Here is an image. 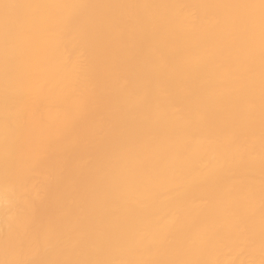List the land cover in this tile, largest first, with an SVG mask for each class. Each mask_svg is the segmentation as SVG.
<instances>
[{
    "label": "bare ground",
    "instance_id": "obj_1",
    "mask_svg": "<svg viewBox=\"0 0 264 264\" xmlns=\"http://www.w3.org/2000/svg\"><path fill=\"white\" fill-rule=\"evenodd\" d=\"M0 264H264V0H0Z\"/></svg>",
    "mask_w": 264,
    "mask_h": 264
}]
</instances>
